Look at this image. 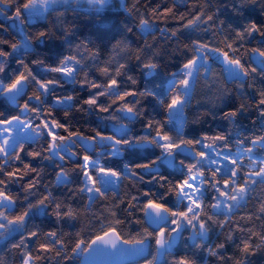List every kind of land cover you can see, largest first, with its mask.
<instances>
[{
	"label": "snow or ice",
	"instance_id": "1",
	"mask_svg": "<svg viewBox=\"0 0 264 264\" xmlns=\"http://www.w3.org/2000/svg\"><path fill=\"white\" fill-rule=\"evenodd\" d=\"M180 2L187 5L186 13L177 15L176 0L162 11L159 5L152 9V16L165 25L170 19L177 21V27L170 29L143 14L136 22L133 13L139 10L135 3L128 7L127 0H0V15L18 27L22 37L0 38V240L20 251L21 264H37L53 251L62 261L82 257L81 264H120L125 258H143L144 264H199L200 252L216 257L220 264H246L247 257L264 248V155L257 154L264 152V88L256 89L255 100L246 94L255 89L257 76L264 77V23L249 19L234 25L220 19L219 6L209 12L208 0ZM256 4L264 15V0H229L227 7L243 17L242 10ZM120 10L133 23L124 24L112 37L115 43L106 59L101 45L107 33H100L97 40L80 39L74 25L68 24L56 37L64 49L46 62L34 45L52 39L54 33L46 28L28 35L23 28L53 14L60 18L72 12L90 15L97 28L107 29L105 13ZM0 29L8 31L3 23ZM134 29L143 34L142 45L133 46L129 39ZM184 33L188 42L174 49L184 54L181 66L162 73L160 52L148 37L179 45ZM30 55L36 58L29 63ZM200 81L213 85L214 107L233 90L242 100L237 108L222 113L220 118L231 126L225 134L188 137L184 131L189 124L185 110ZM66 86L71 90L65 92ZM77 86L86 98H80ZM52 104L65 117L75 108L95 114L97 122L86 130L74 128L56 118ZM250 109L258 116L252 121L254 131L245 135L237 130L236 120ZM198 121L199 117L192 123ZM136 124L141 125L139 131ZM233 132L234 153L229 142ZM126 152L143 153L144 160L123 163V172L101 164ZM33 161L53 163L55 179L45 182L44 168ZM69 163L70 169L65 167ZM163 166L172 170L174 181L162 173ZM72 173H78V185L62 197L53 195L54 187L74 183ZM145 174L151 178L145 180ZM133 178L153 187L121 196L119 182ZM13 185H19L22 199L19 192L13 194ZM257 186L260 198L249 209ZM77 197H86L83 207L75 205ZM101 200L108 202V216L92 213L100 224L94 239L86 241L76 232L70 250L65 236L71 234L29 229V220L35 217H55L57 223L79 221ZM125 203L122 211L128 216L139 211L143 218L135 220L142 226L140 232L121 239L123 233L118 234L116 227L124 221L116 210ZM17 207L21 210L13 215ZM238 211L243 214L237 216ZM29 241L39 243L35 256ZM153 241L155 249L148 252V259L145 252ZM180 243L183 255L174 252ZM229 243L235 244L239 255L225 254Z\"/></svg>",
	"mask_w": 264,
	"mask_h": 264
},
{
	"label": "trees",
	"instance_id": "2",
	"mask_svg": "<svg viewBox=\"0 0 264 264\" xmlns=\"http://www.w3.org/2000/svg\"><path fill=\"white\" fill-rule=\"evenodd\" d=\"M118 2V0H114V3ZM133 3L136 5V9L139 11L136 12L134 10V15L138 18L140 14H143L145 18H151L156 20V24L159 27H168L174 28L177 27V21L175 19H170L165 25L161 20L156 19L155 16H152V9L157 8L159 5V10H163L166 7L173 6V0H127L128 7H132ZM229 0H208V11L213 12L216 11L217 6H219V17L220 19H224L227 22H231L234 25L243 20H256L260 23H264V15H261L262 9L259 4L249 6L244 8L242 11L244 13L243 17L236 16L229 7H227ZM14 11V9H13ZM174 11L177 15L186 13L187 5L185 3L180 2V0H176V6ZM10 11L8 15H11ZM26 15V13H25ZM105 19L109 24V28L107 29H99L97 28V22L90 15L82 14L77 15L72 12H68L63 17L57 18L56 15L49 16L48 20H40L32 23L25 24L23 26L24 32L28 35H35L39 31L44 29H51L54 33L52 39L47 40L43 43L35 44L36 52L39 53L40 58L44 59L46 62H51L55 59L56 54L60 53L64 49L63 42L61 40L56 39L57 36L62 35L63 28L68 24L74 25V31L76 33V37L83 39L85 37H90L93 40H97V37L100 33H107L105 36L101 47L105 51L104 58L106 59L108 54L110 53L112 44L115 43V40L112 38L116 33L123 27L124 24L131 25L133 23L132 17L128 15V13L123 10L120 11H109L105 13ZM0 23H3L8 31H4L0 29V38L13 41L15 39H21L20 29L18 27H11L10 24L12 21H8L5 19V16L0 15ZM188 34L184 33L180 37L179 45L171 41H165L163 37L157 36V40L153 41L152 37H148L149 43H152L157 51L160 52V56L158 57L160 62V71L163 72H174L176 71L182 64L184 60V54L181 51H176L174 49L182 48L184 43H187L186 36ZM210 34H206L205 38H209ZM129 39L132 41L133 46H139L144 43L143 34L138 30L134 29L132 34H128ZM116 38H119L118 35ZM75 39V37L73 38ZM99 42V41H98ZM6 47V46H5ZM35 55H30L26 58V62L31 61V59H35ZM12 69H15L17 65L12 63L10 66ZM216 75L219 77L221 75V69L219 65H216ZM137 76L138 73L134 72ZM226 78V73L223 74ZM264 88V77L257 76L255 80V89L248 90L247 96L249 100L256 99V89ZM71 86H66L65 92L70 91ZM60 90H58L59 92ZM76 91L80 93V98H86L87 93L83 90H80L77 86ZM213 85L208 82L200 81L196 90L193 93V99L191 106L187 108L186 115L189 119V124L185 127L184 131L188 137H199L202 133H206L208 135H214L216 133L225 134L229 131L230 125L228 121L221 119V115L224 111H228L229 109L237 108L242 102L241 98H239L236 94V91L233 90L222 102L216 101L217 106H213L212 98H213ZM0 102H2V98H0ZM5 107H10L5 105ZM54 109V115L61 122H65L67 124L72 125L74 128L79 127L82 130H86L95 125L97 122V116L95 114L86 113V112H78L75 108L69 114L68 117L63 115V112L60 111L59 106L56 104H52ZM87 107V106H84ZM0 110H3L0 108ZM207 112V114H203ZM258 116V113L254 109H250L248 112H242L238 115L236 120L237 130L244 133L245 135L251 134L254 131V127L252 121L255 120ZM199 117V121L196 123H192V121L196 120ZM258 126V125H257ZM136 129L139 131L141 128L140 124L135 125ZM236 138V133L233 132L231 136H229V142L232 144V152H236V145L234 144V140ZM79 151V149H77ZM258 155H262L263 152L257 150ZM95 155V154H93ZM145 154L137 153L135 156L129 155L127 152L122 158H112L107 161L101 160V164H107L108 166H114L121 172H123V163H133L140 162L144 160ZM75 158H73L74 160ZM36 167H43V179L45 182H50L55 179V165L51 162L44 161L43 163L39 161L32 162ZM247 160L245 159L244 164L247 165ZM66 168H71V164H66ZM161 171L164 175L169 176L173 181L175 180V175H172L171 169H168L166 166L161 167ZM143 174V173H142ZM72 178L74 183L68 185L67 187L60 185L58 187H54L52 189L53 195L57 197H62L65 194H68L69 188L76 187L79 183L78 173H72ZM151 177L145 174V180L150 179ZM153 185L140 183L137 179L133 178L132 180H123L119 182V190L121 196L124 195L125 192H130L132 194H136L137 189L145 190L147 188H151ZM43 189H41L42 191ZM155 190V189H154ZM13 194L19 192L21 199L23 197V193L20 192L19 185L12 186ZM111 195V193H109ZM252 197L256 199H252L249 204V209L254 208L261 195L260 186H257L256 191L252 194ZM86 202V197L81 199L77 197L75 200V205L78 207H83ZM108 207V202L101 200L94 204L91 210L85 214L84 217L79 221H62L57 223L55 217H35L29 220V229L36 230L37 228L42 232L46 233L49 231H57L61 234H71L70 238L65 236L66 243L69 246V250L71 244L75 241V233L81 232V239L89 240L94 239L95 233L100 229V224L92 218V213H95L96 216H100L102 213L104 216H108V213L105 212V208ZM127 207L126 203L121 204L120 208L117 209V217L124 221L122 225L116 227L117 233L121 235V239L131 238L136 233L141 231V225L135 223V220L142 219L143 213L139 211H133L132 216H128L126 212L122 211ZM21 209L19 207L16 208L13 215L18 213ZM241 211L237 212V216L242 215ZM107 223V221H105ZM257 230H259L260 221L256 222ZM218 231V230H217ZM102 234V233H100ZM186 235V234H185ZM239 235V234H237ZM19 237L15 236V240H18ZM212 239H216L215 232L212 234ZM223 239V236L220 237ZM43 241V237H41V242ZM239 241H237L238 243ZM29 248L32 251V255L35 256L39 252V243L36 241H29ZM155 245L154 241L152 242L151 251L154 252ZM183 244L180 243L177 245V248L174 249L178 255H183L184 253ZM226 255H239L235 244L229 243L225 248ZM148 259H151L149 256ZM170 259V258H169ZM22 256L18 249L11 248L10 243H6L4 240H0V264H21ZM199 264H220L216 257L208 255L206 252H200L198 254ZM80 258L74 257L72 260H61L60 257H57L55 251L48 253L42 258L37 264H79ZM139 264H144L141 262ZM246 264H264V248L259 249L255 252V254L247 257Z\"/></svg>",
	"mask_w": 264,
	"mask_h": 264
},
{
	"label": "water",
	"instance_id": "3",
	"mask_svg": "<svg viewBox=\"0 0 264 264\" xmlns=\"http://www.w3.org/2000/svg\"><path fill=\"white\" fill-rule=\"evenodd\" d=\"M12 24H13V23L10 24L11 27H13ZM101 247H103V245H101ZM107 250H108V251H112V249H111L110 247H109ZM149 251H151V249H149L148 251L145 252V256H146L147 258H149V256H150V255H148V252H149ZM82 259H83V258L81 257V258H80V262H79V264H81ZM137 261H138L139 263H141V262H144V259H143V258H125V259H123V260L120 262V264H137Z\"/></svg>",
	"mask_w": 264,
	"mask_h": 264
},
{
	"label": "rangeland",
	"instance_id": "4",
	"mask_svg": "<svg viewBox=\"0 0 264 264\" xmlns=\"http://www.w3.org/2000/svg\"><path fill=\"white\" fill-rule=\"evenodd\" d=\"M26 15H27V13H26ZM226 76H227V73H226ZM10 151H11V149H9ZM262 155H264V152H263V154Z\"/></svg>",
	"mask_w": 264,
	"mask_h": 264
}]
</instances>
